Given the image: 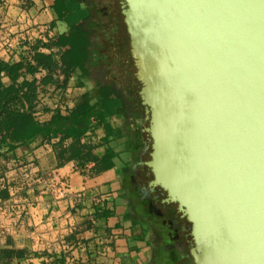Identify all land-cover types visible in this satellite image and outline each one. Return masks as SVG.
<instances>
[{"label": "water", "instance_id": "obj_1", "mask_svg": "<svg viewBox=\"0 0 264 264\" xmlns=\"http://www.w3.org/2000/svg\"><path fill=\"white\" fill-rule=\"evenodd\" d=\"M119 2L145 107L143 191L177 205L195 264H264V0Z\"/></svg>", "mask_w": 264, "mask_h": 264}, {"label": "crops", "instance_id": "obj_2", "mask_svg": "<svg viewBox=\"0 0 264 264\" xmlns=\"http://www.w3.org/2000/svg\"><path fill=\"white\" fill-rule=\"evenodd\" d=\"M39 25L52 39L69 32L86 38L87 59L67 87L77 104L87 98L103 109L80 138L89 151L79 157L71 156L76 139L58 135L0 147V251L24 252L11 262L0 255V264H164L166 241L127 189L146 120L121 6L0 0V60H18L5 43L20 33L37 36Z\"/></svg>", "mask_w": 264, "mask_h": 264}, {"label": "trees", "instance_id": "obj_3", "mask_svg": "<svg viewBox=\"0 0 264 264\" xmlns=\"http://www.w3.org/2000/svg\"><path fill=\"white\" fill-rule=\"evenodd\" d=\"M87 44L83 35L69 32L59 34L44 45L48 48L56 47L60 51L61 66L65 75L60 86L67 85L70 77L83 69L87 59ZM18 58L9 62L0 60V147H14L39 136L48 138L58 135L61 139H76L72 157H79L85 151L88 152V148L80 145V138L88 130L92 117L99 115L103 108L91 104L85 98L83 102L76 103L69 115L56 112L49 117L45 109L36 115L31 107L34 106V100L42 87L49 85L59 72L54 71V58L50 53H36L33 57L36 64L28 61L25 51H21ZM39 67H43L47 75L41 79L33 78ZM2 73L8 77V81L3 80ZM0 255L11 262L15 257H23L24 252L0 251Z\"/></svg>", "mask_w": 264, "mask_h": 264}, {"label": "flooded vegetation", "instance_id": "obj_4", "mask_svg": "<svg viewBox=\"0 0 264 264\" xmlns=\"http://www.w3.org/2000/svg\"><path fill=\"white\" fill-rule=\"evenodd\" d=\"M120 5L119 0H113ZM124 49V46H120ZM131 52V48L129 50ZM144 141L147 135L144 134ZM145 146L143 144L142 148ZM149 160L148 153L142 154L134 167L131 168L127 178V189L130 197L134 198L137 205L136 208L140 213H143L148 225L157 236L166 241L165 246V263L164 264H195V259L192 255L191 237L188 231V222L181 219L177 211L176 204L164 206L162 204L163 191L158 188L156 192H145L144 188L152 175L147 167L142 162ZM180 257L178 263L176 258ZM163 259V258H162ZM163 264V260H162Z\"/></svg>", "mask_w": 264, "mask_h": 264}, {"label": "built area", "instance_id": "obj_5", "mask_svg": "<svg viewBox=\"0 0 264 264\" xmlns=\"http://www.w3.org/2000/svg\"><path fill=\"white\" fill-rule=\"evenodd\" d=\"M34 29L37 32V36L33 37L32 35L30 36V34L23 35L22 33L17 34L5 43V51L8 55L14 56H19L17 54L19 50L25 51L28 61L33 64H36L33 59L36 53L52 54L54 58V71H58L59 74L53 78L49 85L42 87L39 95L34 100V106L32 105L31 107L34 108L36 115L43 112V109H45V112L48 111L51 114L59 112L69 115L75 108L76 102L67 85L60 86L61 81L65 78L61 66L60 51L56 47L48 48L47 46H44L45 44H48L52 38L48 35L47 30L43 26L39 25ZM46 75L47 71L43 67H39L38 71L32 77L41 79ZM1 76L4 81L9 80L4 73H2ZM68 190L69 186L65 185L64 189L59 192V195L64 196Z\"/></svg>", "mask_w": 264, "mask_h": 264}]
</instances>
